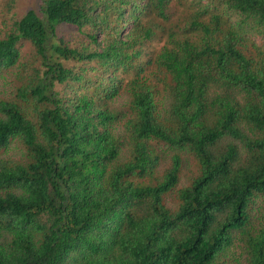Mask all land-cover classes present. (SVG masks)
Wrapping results in <instances>:
<instances>
[{"label":"trees","instance_id":"obj_1","mask_svg":"<svg viewBox=\"0 0 264 264\" xmlns=\"http://www.w3.org/2000/svg\"><path fill=\"white\" fill-rule=\"evenodd\" d=\"M5 1L0 264H264V0Z\"/></svg>","mask_w":264,"mask_h":264},{"label":"rangeland","instance_id":"obj_2","mask_svg":"<svg viewBox=\"0 0 264 264\" xmlns=\"http://www.w3.org/2000/svg\"><path fill=\"white\" fill-rule=\"evenodd\" d=\"M4 2L5 0H0V28H1V21H2V13L4 10ZM14 4L8 12V17H10L11 14L16 15L17 17H20L22 14H24L28 10H34L36 11L37 8H39V0H13ZM177 12L173 16V19L177 22V18L180 17V13L182 8H176ZM179 19V18H178ZM63 32L65 33V36L68 40L76 41V38H78V33H73L70 30L64 29ZM163 44V41H155L154 46L156 47V50H158L161 45ZM33 52V48L29 44H25V46L22 48V53L25 59H29L31 54ZM14 84H12V72L9 73H3L0 76V97L1 96H8L12 87ZM169 153H164V161L165 159L169 158ZM185 159L183 160V173L181 174L182 180L185 178L186 181H189L192 177L196 175L197 170L194 167V164L190 163V158L188 155H184Z\"/></svg>","mask_w":264,"mask_h":264}]
</instances>
